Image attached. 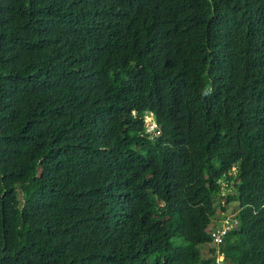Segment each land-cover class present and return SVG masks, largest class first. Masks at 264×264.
<instances>
[{
    "label": "trees",
    "instance_id": "trees-1",
    "mask_svg": "<svg viewBox=\"0 0 264 264\" xmlns=\"http://www.w3.org/2000/svg\"><path fill=\"white\" fill-rule=\"evenodd\" d=\"M234 212L264 264V0H0V264H211Z\"/></svg>",
    "mask_w": 264,
    "mask_h": 264
},
{
    "label": "clouds",
    "instance_id": "clouds-1",
    "mask_svg": "<svg viewBox=\"0 0 264 264\" xmlns=\"http://www.w3.org/2000/svg\"><path fill=\"white\" fill-rule=\"evenodd\" d=\"M147 115H151V118H152V121H151V124H155V126H153V127H149V126H147V124H146V121H145V125L147 126V129L148 130H150V131H154L155 133H156V130L158 129V126H157V124H156V122H155V120H154V118H153V116H152V113H148V114H146L145 115V117L147 116ZM145 117H144V120H145ZM222 220H224L225 221V224L224 225H222L221 226V223L219 224L220 226L218 227V228H223V227H225V226H227L228 228V230H227V232L225 233V234H228L229 232H231V230L234 228V227H236V224H237V218H236V212H234V213H231V214H228V215H226ZM222 220H221V222H222ZM226 221H227V223H226ZM225 236V235H224ZM224 236H223V239H224ZM223 239H222V242H223ZM210 245H211V247L213 248V261H212V263L211 264H213L214 263V258H215V246L213 245V240L211 241V243H210ZM220 247H221V250H222V243L220 244ZM223 252V251H222ZM223 254H224V252H223ZM224 260H225V256H224Z\"/></svg>",
    "mask_w": 264,
    "mask_h": 264
},
{
    "label": "built area",
    "instance_id": "built-area-1",
    "mask_svg": "<svg viewBox=\"0 0 264 264\" xmlns=\"http://www.w3.org/2000/svg\"><path fill=\"white\" fill-rule=\"evenodd\" d=\"M155 126V124H152L151 127ZM227 223V221H226ZM228 227L225 226L223 228H218L214 233H213V245L215 246V258H214V263L213 264H223L224 262V254L221 250L220 244L222 243L223 236L227 232Z\"/></svg>",
    "mask_w": 264,
    "mask_h": 264
},
{
    "label": "rangeland",
    "instance_id": "rangeland-1",
    "mask_svg": "<svg viewBox=\"0 0 264 264\" xmlns=\"http://www.w3.org/2000/svg\"><path fill=\"white\" fill-rule=\"evenodd\" d=\"M145 121H146V124H147V126H151L152 124H151V121H152V118H151V115H147L146 117H145ZM231 186H227V184L225 183V182H222V191L225 193V194H227V193H231ZM229 209H230V207H229ZM225 224V221L224 220H222V222H221V226L222 225H224ZM205 251H206V249H205Z\"/></svg>",
    "mask_w": 264,
    "mask_h": 264
}]
</instances>
